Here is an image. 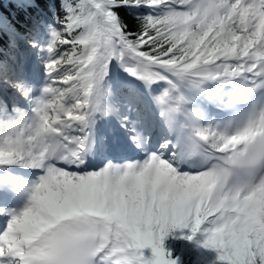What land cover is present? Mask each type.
Listing matches in <instances>:
<instances>
[{"label":"snow or ice","instance_id":"6c2138e0","mask_svg":"<svg viewBox=\"0 0 264 264\" xmlns=\"http://www.w3.org/2000/svg\"><path fill=\"white\" fill-rule=\"evenodd\" d=\"M123 8L149 10L140 30ZM52 12L62 31L47 26L39 86L18 52L37 42L0 16V193L27 197L19 213L0 208V264H177L165 237L202 225L220 264H264V0Z\"/></svg>","mask_w":264,"mask_h":264},{"label":"trees","instance_id":"16d2710c","mask_svg":"<svg viewBox=\"0 0 264 264\" xmlns=\"http://www.w3.org/2000/svg\"><path fill=\"white\" fill-rule=\"evenodd\" d=\"M36 3L37 7H28L21 0H0V12L5 21L29 39L34 38L38 44L36 48H32L26 42L20 43L18 52L20 63L23 64L29 61V57L34 53L40 60L46 56L40 49L45 47L49 40L48 25L62 31L61 26L55 23L52 12L55 8L57 15H63L59 12V0H36ZM118 11L122 22L128 26V31L140 30L142 21L136 17L149 14V10L143 8H123ZM37 21H42L38 35L35 34ZM67 47L61 46V50H66ZM113 83L116 85L117 81ZM117 87L120 88L121 85ZM206 229L207 225H202L201 230L191 240L183 238L192 235L189 229L170 232L163 241L166 254H170L171 259L176 260L177 264H220L217 259L218 253L203 246L207 239Z\"/></svg>","mask_w":264,"mask_h":264},{"label":"rangeland","instance_id":"374dc122","mask_svg":"<svg viewBox=\"0 0 264 264\" xmlns=\"http://www.w3.org/2000/svg\"><path fill=\"white\" fill-rule=\"evenodd\" d=\"M21 67H22L21 75H22L23 78H27L31 82L32 81L31 79L33 77H35L39 73H41L40 75L43 76V79L41 81H44V79H45V71H44V67H43V62L35 54H32L31 57H29V61L25 62L24 64L21 63ZM121 77L123 78V74H121ZM114 85L115 84L113 83V86ZM8 92L11 93V94H13L12 90H10V89H9ZM16 98H18L17 101H19V97L16 96ZM21 101H22V99H21ZM19 103H21V102H19ZM9 104H11V103L9 102ZM16 104H18V103H16ZM18 106H20V104H18ZM9 193H11V192H5L4 194L6 196H8ZM25 205L23 206L22 211L24 210ZM1 207H3V206H0V208ZM148 253H149V258H151L150 257L151 252H148Z\"/></svg>","mask_w":264,"mask_h":264},{"label":"bare ground","instance_id":"6f19581e","mask_svg":"<svg viewBox=\"0 0 264 264\" xmlns=\"http://www.w3.org/2000/svg\"><path fill=\"white\" fill-rule=\"evenodd\" d=\"M40 74H41V73H39V74L37 75V78H38V80L41 81V80L43 79V76L40 75ZM8 97H9V102H10L11 104H12L13 102L18 103V104H20L19 102L22 103L21 98L19 97V101H17L18 98H16V96H14V94H11V93L8 92ZM21 175L26 176V177H28V178H31V176H30L29 174H28V175H26V174H21ZM0 194H2V193H0ZM14 196H16V194H15ZM148 252H151V249H145V250L143 251L144 257H145L146 259H149V253H148ZM150 257H151V254H150Z\"/></svg>","mask_w":264,"mask_h":264}]
</instances>
